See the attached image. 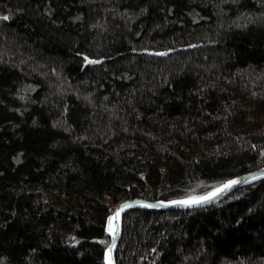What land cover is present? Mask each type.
Masks as SVG:
<instances>
[{"label": "trees", "instance_id": "1", "mask_svg": "<svg viewBox=\"0 0 264 264\" xmlns=\"http://www.w3.org/2000/svg\"><path fill=\"white\" fill-rule=\"evenodd\" d=\"M263 166L264 0H0V264H104L119 201ZM115 259L264 264V179L128 210Z\"/></svg>", "mask_w": 264, "mask_h": 264}, {"label": "water", "instance_id": "2", "mask_svg": "<svg viewBox=\"0 0 264 264\" xmlns=\"http://www.w3.org/2000/svg\"><path fill=\"white\" fill-rule=\"evenodd\" d=\"M262 173H264V166L259 168V169L253 170L251 172L241 174V175H238L236 177L231 178V179H238L240 181V183L233 185L231 188L220 192L213 199H211V200H209L203 204H200V205L172 204V203H169V201H174V200L153 201V200H148V199H144V198L124 199V200L119 201L116 204V207H115L111 217L115 214V212L118 208H121L124 205H127V207L123 208V210L120 213L119 218L114 219L111 222V226L114 229L115 234H113V232L109 231L111 242H110V245L105 250L104 264H109V252L111 254L112 264H117L116 259H115V253H116L117 247H118V245L121 241V238H122V218H123V215L128 210H130L132 208H142V209H153V210H157V211H169V210H192V209H201V208L211 207V206H214V205L224 201L226 198H228L236 190H238L244 186H247L249 184L263 180L264 175H261ZM224 183L217 186L216 188L222 186ZM216 188H214V189H216ZM213 190H211L210 192H212ZM203 195H205V194H203ZM200 196H202V195H200ZM175 200H180V199H175Z\"/></svg>", "mask_w": 264, "mask_h": 264}, {"label": "snow or ice", "instance_id": "3", "mask_svg": "<svg viewBox=\"0 0 264 264\" xmlns=\"http://www.w3.org/2000/svg\"><path fill=\"white\" fill-rule=\"evenodd\" d=\"M5 19H7V17H4ZM261 175H264V173H262ZM255 178V177H254ZM240 183V181L238 179H229L227 180L222 186L214 189L212 192H209L205 195L202 196H196V195H192V196H187L184 197L183 199L180 200H174V201H169V203L172 204H184V205H200L203 204L211 199H213L214 197H216L220 192L231 188L233 185H236ZM124 207H127V205L122 206L121 208H118L115 212V214L112 217H109V231L114 233V229L111 226V222L114 219L119 218L121 211L123 210ZM109 264H112V260H111V254L109 252Z\"/></svg>", "mask_w": 264, "mask_h": 264}, {"label": "rangeland", "instance_id": "4", "mask_svg": "<svg viewBox=\"0 0 264 264\" xmlns=\"http://www.w3.org/2000/svg\"><path fill=\"white\" fill-rule=\"evenodd\" d=\"M115 207H116V205H115Z\"/></svg>", "mask_w": 264, "mask_h": 264}]
</instances>
